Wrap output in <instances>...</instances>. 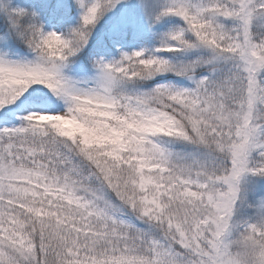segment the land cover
<instances>
[{
    "label": "snow or ice",
    "instance_id": "snow-or-ice-1",
    "mask_svg": "<svg viewBox=\"0 0 264 264\" xmlns=\"http://www.w3.org/2000/svg\"><path fill=\"white\" fill-rule=\"evenodd\" d=\"M0 264H264V0H0Z\"/></svg>",
    "mask_w": 264,
    "mask_h": 264
}]
</instances>
